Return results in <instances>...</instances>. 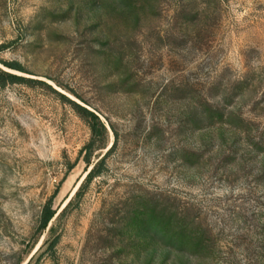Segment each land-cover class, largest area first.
I'll return each mask as SVG.
<instances>
[{"label": "rangeland", "instance_id": "374dc122", "mask_svg": "<svg viewBox=\"0 0 264 264\" xmlns=\"http://www.w3.org/2000/svg\"><path fill=\"white\" fill-rule=\"evenodd\" d=\"M0 48V264H264V0H0Z\"/></svg>", "mask_w": 264, "mask_h": 264}, {"label": "trees", "instance_id": "16d2710c", "mask_svg": "<svg viewBox=\"0 0 264 264\" xmlns=\"http://www.w3.org/2000/svg\"><path fill=\"white\" fill-rule=\"evenodd\" d=\"M8 65L12 68H19L18 66H14L13 64H8ZM20 81H25V78L18 76L16 74H12L7 71H4L0 68V83L1 84H5L6 82L17 83ZM73 104L75 105V108L78 111V113L87 121L93 133V140L85 148L87 151L86 159H87L88 164L90 165L91 164L90 155L95 145L96 138L99 136L105 135V133L107 132V127L105 123L101 121L99 115L96 114L94 111H91L90 109L84 106H81L77 103L73 102ZM105 158H106V155L94 165V167L88 173V176L86 178L87 180H91L92 178H94L101 172L100 167L104 164ZM72 168L73 167H71V169ZM71 202L72 201L69 202L68 206L71 204ZM56 214H57V210L53 208V203L51 200L45 205L42 211V214L40 217V224H39L40 232H43L48 227L49 223L53 220Z\"/></svg>", "mask_w": 264, "mask_h": 264}]
</instances>
